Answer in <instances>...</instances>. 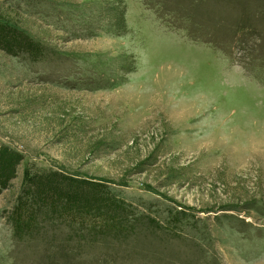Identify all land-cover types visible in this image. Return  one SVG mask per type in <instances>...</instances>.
Wrapping results in <instances>:
<instances>
[{
  "label": "rangeland",
  "instance_id": "rangeland-1",
  "mask_svg": "<svg viewBox=\"0 0 264 264\" xmlns=\"http://www.w3.org/2000/svg\"><path fill=\"white\" fill-rule=\"evenodd\" d=\"M0 145V264H264V0H0Z\"/></svg>",
  "mask_w": 264,
  "mask_h": 264
},
{
  "label": "trees",
  "instance_id": "trees-1",
  "mask_svg": "<svg viewBox=\"0 0 264 264\" xmlns=\"http://www.w3.org/2000/svg\"><path fill=\"white\" fill-rule=\"evenodd\" d=\"M21 160L22 156L17 150L10 148L8 145H0V189H5L10 185L17 174ZM55 177L58 181L42 179L38 184H34V180L31 179L32 184L28 185L30 187L27 192L28 198L30 197L31 201L37 200L36 205L39 206L38 208L44 209V212L48 208V211L52 214L61 215L62 211L70 207L75 208L76 212L89 213L93 216L107 215L111 216V224L108 225L113 228H115L113 225L116 221L114 216L119 215L120 221L128 219V216H126L128 214L116 204V201L119 200L114 195H105L99 187L96 185L93 187L90 182H87L90 187L88 186L86 192L82 195L80 194V188L82 187L76 185L79 180L68 177L58 178L56 175ZM33 189L38 191L35 195L31 192ZM101 209H104V212H100ZM96 223V221L93 222V225L91 223L92 229L98 226Z\"/></svg>",
  "mask_w": 264,
  "mask_h": 264
}]
</instances>
